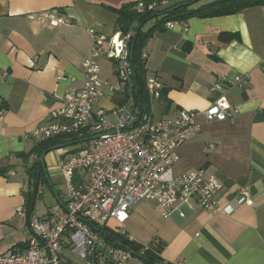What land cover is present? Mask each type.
I'll use <instances>...</instances> for the list:
<instances>
[{"label":"crops","instance_id":"1","mask_svg":"<svg viewBox=\"0 0 264 264\" xmlns=\"http://www.w3.org/2000/svg\"><path fill=\"white\" fill-rule=\"evenodd\" d=\"M132 1L140 0H0V253L23 251L31 236L27 213L15 214L35 191L30 170L40 141L31 131L49 119L71 88L83 85V63L93 47L88 29L102 24L107 35L120 31L114 9ZM48 12L65 24H52L43 16ZM187 22V29L166 27L145 42L147 76H157L165 91L150 98L145 112L168 120L180 110H205L220 96L227 98L230 117L212 122L198 117L201 131L178 147L173 166L175 175L204 168L217 177L219 209L194 201L183 207L184 217L166 218L158 204L142 200L132 206L125 231L165 264H264V5ZM99 62L102 79L117 84L115 60ZM107 64L110 71L104 72ZM236 76L247 82L234 83ZM218 82L221 89L212 90ZM122 99L106 88L95 109L112 110ZM61 154L55 149L45 156L48 181L38 186L34 210L43 185L63 178ZM241 188L250 203L239 200ZM64 197L57 195L41 213ZM72 255L67 257L74 261Z\"/></svg>","mask_w":264,"mask_h":264},{"label":"built area","instance_id":"2","mask_svg":"<svg viewBox=\"0 0 264 264\" xmlns=\"http://www.w3.org/2000/svg\"><path fill=\"white\" fill-rule=\"evenodd\" d=\"M169 4L170 1L161 0L151 3L148 9L157 11ZM137 8L142 12L145 4L139 2ZM43 16L54 25L66 22L53 12ZM178 25L188 28L186 20L169 21L166 27L175 29ZM88 31L93 47L83 63V85L71 88L61 99V106L30 136L38 141L57 136H100L84 145H73L70 151L67 147L58 149L62 153L58 166L67 196L44 214L32 212L28 217L27 231L31 236L26 248L0 253V264H78L67 257L68 253L85 264H148L143 258L146 248L135 252L111 243L95 227H107L133 240L126 233L125 224L132 206L142 200L158 204L166 218L174 213L184 217L183 207H192L194 201L209 211L219 209L217 195L222 183L217 177L204 168L175 175L173 166L178 160V147L201 131L198 117L207 122L230 117L227 98L220 96L205 110H180L173 119L154 120L136 104L133 95V30L107 35L102 24H98ZM101 58L115 60L117 84L102 79ZM142 59H147V52L143 51ZM233 82L246 83L247 79L236 76ZM146 84L151 99L161 97L164 86L157 76H147ZM221 87L222 82H218L212 90ZM106 88L123 96L122 101L112 110L95 109ZM140 113L136 123L124 127ZM114 130L117 132L112 133ZM239 197L241 202H251L246 188H241ZM26 213L25 203L15 210L16 215Z\"/></svg>","mask_w":264,"mask_h":264},{"label":"trees","instance_id":"3","mask_svg":"<svg viewBox=\"0 0 264 264\" xmlns=\"http://www.w3.org/2000/svg\"><path fill=\"white\" fill-rule=\"evenodd\" d=\"M161 0H140L135 2H129L124 4L121 8L114 9L118 15L117 25L119 30L127 34L133 30V36L130 42L131 65L134 70L133 78V95L136 104L144 111L150 110V93L147 90L146 78V60L142 59V53L146 40L152 36L156 31L164 30L166 24L169 21H183L189 20L193 17H212L226 14H233L247 9L250 7H256L264 5V0H168L170 4L160 10L153 11L148 9L151 3L159 2ZM190 2L188 5H181L174 9L175 6L184 2ZM143 2L145 8L142 12H138V4ZM159 13V14H157ZM157 14V15H156ZM153 16V17H152ZM154 21L155 23L147 30L145 26ZM138 34L136 36V32ZM136 39V43L132 49V43ZM164 89L162 90L161 97L164 96ZM86 136V135H84ZM81 138L77 135L72 136H57L46 141H40L33 150V153L38 156V159L34 161L32 169L30 170L31 181L35 185V191L25 200V207L28 217L34 211L35 197L38 191V186L41 182H47L48 180L45 174L44 165L39 161L41 153L47 148L60 144L67 143L69 140H77ZM87 142L78 143L77 145H84ZM73 146V145H70ZM36 193V194H35ZM95 227V226H94ZM100 233H102L106 240L111 243H117L131 248L133 251L138 252L143 249V245H140L136 241L128 239L125 235L115 232L107 227H95ZM144 260L148 264H165L159 256L149 249H146L143 255Z\"/></svg>","mask_w":264,"mask_h":264},{"label":"rangeland","instance_id":"4","mask_svg":"<svg viewBox=\"0 0 264 264\" xmlns=\"http://www.w3.org/2000/svg\"><path fill=\"white\" fill-rule=\"evenodd\" d=\"M107 71H110L108 64L105 66L104 72ZM158 111V106L156 103H154V112L156 116L159 115ZM41 189L43 193L40 194L35 207L37 211H39V213L45 211L48 206L55 204L58 201L57 195L67 196V187L61 176L53 177L52 182L49 184H44ZM72 257L74 261H82L74 254L72 255Z\"/></svg>","mask_w":264,"mask_h":264},{"label":"water","instance_id":"5","mask_svg":"<svg viewBox=\"0 0 264 264\" xmlns=\"http://www.w3.org/2000/svg\"><path fill=\"white\" fill-rule=\"evenodd\" d=\"M195 1H198V0H195ZM189 3H190V2H188V1H187V2H184V3H182V4H179V5L175 6L174 9L178 8V7L181 6V5H188ZM157 14H159V13H157ZM157 14H156V15H157ZM152 17H153V16H152ZM137 34H138V31L136 32V36H137ZM135 43H136V39H134V41H133V43H132V49H133ZM131 55H132V51H131ZM140 116H141V113H140L135 119H133L130 123L126 124L124 127H129V126L133 125L134 123H136V122L140 119ZM121 129H122V128H120V130H121ZM116 132H117L116 130L112 131V133H116ZM98 136H100V135L97 134V135H93V136H89V137L79 138V139H77V140H71V141L69 140V142H67V143H60V144L53 145V146L47 148L46 150H44V151L41 153V155H40V157H39V161H40L42 164H44V162H45V156L47 155V153H48L49 151H52V150H55V149L64 148V147H67V146L70 147V145H76V144H78V143L86 142V141H89V140H91V139H93V138H96V137H98Z\"/></svg>","mask_w":264,"mask_h":264}]
</instances>
